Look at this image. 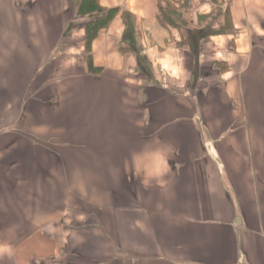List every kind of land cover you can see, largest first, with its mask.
Returning a JSON list of instances; mask_svg holds the SVG:
<instances>
[{
	"label": "crops",
	"instance_id": "crops-1",
	"mask_svg": "<svg viewBox=\"0 0 264 264\" xmlns=\"http://www.w3.org/2000/svg\"><path fill=\"white\" fill-rule=\"evenodd\" d=\"M79 2L0 0V264H264V0Z\"/></svg>",
	"mask_w": 264,
	"mask_h": 264
},
{
	"label": "trees",
	"instance_id": "trees-1",
	"mask_svg": "<svg viewBox=\"0 0 264 264\" xmlns=\"http://www.w3.org/2000/svg\"><path fill=\"white\" fill-rule=\"evenodd\" d=\"M117 11V7L102 10V8L97 3V0H80L79 2L78 13L82 15H90L89 19L84 24L82 39L85 52L84 59L86 63V69L90 73H100L102 71L101 67L96 66L93 63L91 43L97 37L100 29L107 26Z\"/></svg>",
	"mask_w": 264,
	"mask_h": 264
},
{
	"label": "rangeland",
	"instance_id": "rangeland-1",
	"mask_svg": "<svg viewBox=\"0 0 264 264\" xmlns=\"http://www.w3.org/2000/svg\"><path fill=\"white\" fill-rule=\"evenodd\" d=\"M77 37H78V35H77ZM68 46H69V48H71V46L72 47H77L78 46V43H76V38L74 37V36H72V40H70V42H68ZM82 48H83V42H82ZM73 49V48H72ZM77 50H79V49H77ZM77 50H75V49H73V51H71V53L72 54H74L75 56H76V54H77ZM70 53V54H71ZM78 53H79V51H78ZM85 57V52H84V48H83V58ZM85 60V59H84Z\"/></svg>",
	"mask_w": 264,
	"mask_h": 264
}]
</instances>
